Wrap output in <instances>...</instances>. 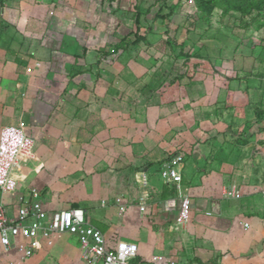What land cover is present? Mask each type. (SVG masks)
<instances>
[{
  "label": "crops",
  "instance_id": "obj_1",
  "mask_svg": "<svg viewBox=\"0 0 264 264\" xmlns=\"http://www.w3.org/2000/svg\"><path fill=\"white\" fill-rule=\"evenodd\" d=\"M105 4L0 0V128L21 120L33 138L24 169L18 165L15 192H0V201L11 211L17 196L27 197L28 188L36 187L49 210L82 208L88 216L99 205L100 219L89 215L88 223L108 237L136 242L130 264H148L161 253L176 264H264V207L256 205L264 188V158L250 159L248 172L238 170L239 148L224 138L226 131L213 134L222 124L203 126L197 138L204 139L194 144L183 137L172 140L167 120L156 124L151 110L140 120L146 125L141 130L124 127L120 116L112 123L100 98V78L90 80L91 65L76 66L74 42H99L107 27L117 26L116 17L101 12L110 10ZM91 47H82L89 64L96 53ZM96 89L97 97L89 92ZM174 122L184 129L182 115ZM172 146L177 151L170 153ZM260 152L264 156V149ZM173 153L182 156L180 163L171 162ZM168 164L180 173L179 189L162 179ZM76 183L83 190L71 192ZM229 189L240 196L226 197ZM181 196L189 198L191 210L189 222L178 227L174 217ZM188 251L184 263L179 254ZM0 264L84 263L76 238L59 235L28 258L1 253Z\"/></svg>",
  "mask_w": 264,
  "mask_h": 264
},
{
  "label": "rangeland",
  "instance_id": "obj_2",
  "mask_svg": "<svg viewBox=\"0 0 264 264\" xmlns=\"http://www.w3.org/2000/svg\"><path fill=\"white\" fill-rule=\"evenodd\" d=\"M106 6L110 10L99 9L116 17L117 26L107 27L99 42L74 43L76 66L91 65L90 80H101L100 98L112 123L120 116L124 127L141 130L146 125L140 120L151 110L156 124L167 120L172 140L193 143L204 139L197 138L203 126L222 124L213 134L226 131L224 138L239 148L238 170L248 172L255 156L263 161L264 0H106ZM85 45L96 52L91 64L82 57ZM98 91L89 92L97 97ZM179 115L184 129L174 122ZM176 149L172 146L170 153ZM26 161L19 156L18 165L24 169ZM81 188L69 186L71 192ZM256 205L262 208L260 198ZM99 209L88 216L100 219ZM179 255L188 263L189 251Z\"/></svg>",
  "mask_w": 264,
  "mask_h": 264
},
{
  "label": "built area",
  "instance_id": "obj_3",
  "mask_svg": "<svg viewBox=\"0 0 264 264\" xmlns=\"http://www.w3.org/2000/svg\"><path fill=\"white\" fill-rule=\"evenodd\" d=\"M14 132L7 134L6 130ZM18 139L19 142H16ZM33 146V138L25 132L21 120L0 128V192L13 194L19 177L18 158ZM171 162L180 163L182 156L173 153ZM166 183L179 189V171L168 164L161 172ZM261 204L264 207V188L260 190ZM226 197H239L238 190H224ZM118 201V199H116ZM103 203V202H102ZM144 211V205L138 207ZM190 200L187 196L178 199L174 224L185 226L190 220ZM244 227L247 222H239ZM68 235L76 238L80 260L84 264H130L137 256L136 242L108 237L100 229L88 223L82 208L67 207L49 210L36 187L28 188V196H17L11 211L0 201V254L14 252L28 258L41 247V243L51 245L55 237ZM148 264H176L162 255H152Z\"/></svg>",
  "mask_w": 264,
  "mask_h": 264
},
{
  "label": "clouds",
  "instance_id": "obj_4",
  "mask_svg": "<svg viewBox=\"0 0 264 264\" xmlns=\"http://www.w3.org/2000/svg\"><path fill=\"white\" fill-rule=\"evenodd\" d=\"M7 134H11L12 132H14L13 129H9V130H6ZM16 142H19L18 139L16 140Z\"/></svg>",
  "mask_w": 264,
  "mask_h": 264
}]
</instances>
